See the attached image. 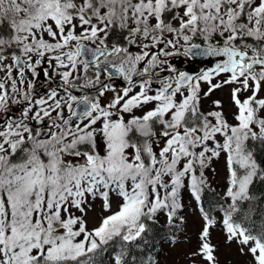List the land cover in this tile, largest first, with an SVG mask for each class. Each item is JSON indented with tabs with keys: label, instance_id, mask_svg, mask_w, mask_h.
<instances>
[{
	"label": "snow or ice",
	"instance_id": "obj_1",
	"mask_svg": "<svg viewBox=\"0 0 264 264\" xmlns=\"http://www.w3.org/2000/svg\"><path fill=\"white\" fill-rule=\"evenodd\" d=\"M257 146L264 0H0V264H162L186 194L185 264H264Z\"/></svg>",
	"mask_w": 264,
	"mask_h": 264
},
{
	"label": "rangeland",
	"instance_id": "obj_2",
	"mask_svg": "<svg viewBox=\"0 0 264 264\" xmlns=\"http://www.w3.org/2000/svg\"><path fill=\"white\" fill-rule=\"evenodd\" d=\"M214 166L216 168L217 175L214 178V183L212 187L216 191H220L221 194H223L225 189L226 177L224 161L221 159L218 162H214ZM184 203L185 208L180 214L185 217V231L187 236L191 237L192 243L187 247H185L184 245H179L175 249L170 248L167 243H164L160 255V260L162 261V264H175L177 260H180L181 264H185V262L183 261V254L186 251L191 250L192 247L196 244V234L199 232L202 226V221L200 220L199 212L196 209V202L192 200V198L187 194L185 195ZM116 206L117 202L114 201L113 210H116ZM96 208L97 210H99V202H97ZM89 216H94V213H89ZM161 221H163V219ZM217 241H219L220 244L219 256L222 261V264H228V262H231V264H242L244 258L239 256L235 246H232L231 248L225 247L224 236L222 232L215 231L213 233V242L215 243Z\"/></svg>",
	"mask_w": 264,
	"mask_h": 264
},
{
	"label": "trees",
	"instance_id": "obj_3",
	"mask_svg": "<svg viewBox=\"0 0 264 264\" xmlns=\"http://www.w3.org/2000/svg\"><path fill=\"white\" fill-rule=\"evenodd\" d=\"M256 156H257L258 162H264V148L257 146ZM261 166L264 167V163H262ZM253 191L256 193H264V181H257L253 186ZM222 195L223 194H221L220 191H216V190L215 192L206 191L203 197L205 207H209L213 205ZM170 231H171L170 227L164 226L163 221H161L159 225L155 226L154 235H155L156 242L158 245V249H157L158 251L162 249L163 244L165 243L160 238L161 237L167 238ZM160 255H161V252H160Z\"/></svg>",
	"mask_w": 264,
	"mask_h": 264
},
{
	"label": "water",
	"instance_id": "obj_4",
	"mask_svg": "<svg viewBox=\"0 0 264 264\" xmlns=\"http://www.w3.org/2000/svg\"><path fill=\"white\" fill-rule=\"evenodd\" d=\"M203 67H204V65L194 63V64H190L189 66H184V67H182V69H187V70H191V71H198V70H201Z\"/></svg>",
	"mask_w": 264,
	"mask_h": 264
},
{
	"label": "flooded vegetation",
	"instance_id": "obj_5",
	"mask_svg": "<svg viewBox=\"0 0 264 264\" xmlns=\"http://www.w3.org/2000/svg\"><path fill=\"white\" fill-rule=\"evenodd\" d=\"M178 60H179V58H178ZM177 63H179V61H177ZM189 64H190V63H188L187 61H185L183 64L180 65V67H181V66H184V65H189Z\"/></svg>",
	"mask_w": 264,
	"mask_h": 264
}]
</instances>
